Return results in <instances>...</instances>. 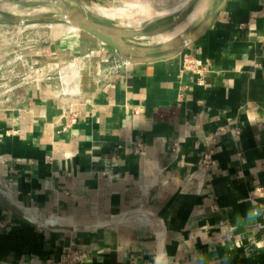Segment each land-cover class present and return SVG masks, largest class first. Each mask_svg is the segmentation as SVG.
Wrapping results in <instances>:
<instances>
[{"label": "crops", "instance_id": "obj_1", "mask_svg": "<svg viewBox=\"0 0 264 264\" xmlns=\"http://www.w3.org/2000/svg\"><path fill=\"white\" fill-rule=\"evenodd\" d=\"M193 8L199 34L177 54L58 91L51 75L79 61L84 78L111 55L83 32L35 50L0 92V264L65 249L82 264H264V0Z\"/></svg>", "mask_w": 264, "mask_h": 264}, {"label": "rangeland", "instance_id": "obj_2", "mask_svg": "<svg viewBox=\"0 0 264 264\" xmlns=\"http://www.w3.org/2000/svg\"><path fill=\"white\" fill-rule=\"evenodd\" d=\"M193 5L194 0H183L176 6L162 5L156 15H145L138 9L128 8L127 0L0 2V56L8 55L6 58H0V92H5L27 80L25 73L28 68L24 62L29 55L35 53V50H41L58 41L83 33L67 23L64 20L65 16L72 19L79 15L114 30L140 31L149 34L148 37L127 39L125 43L136 49L141 56L154 58L170 55L184 47L196 32L200 25L197 19L199 8H193ZM97 9H102L105 13L98 12ZM109 15L116 16L110 18ZM117 15L122 16L116 18ZM36 18H51L54 21H36L34 20ZM107 47L111 51L110 56L113 57L111 58L114 66V59H119L121 55L115 49ZM155 50L160 52L151 54V51ZM78 62L69 68L66 78L51 75L52 79L50 81L46 79V82L52 84L58 91L63 90L68 94L74 91L76 85H80L79 81L82 79L90 84L108 75L104 70L110 67V63H102L98 69L91 70L87 75L84 74V78L82 76L80 78L78 71L81 65Z\"/></svg>", "mask_w": 264, "mask_h": 264}, {"label": "water", "instance_id": "obj_3", "mask_svg": "<svg viewBox=\"0 0 264 264\" xmlns=\"http://www.w3.org/2000/svg\"><path fill=\"white\" fill-rule=\"evenodd\" d=\"M7 1H14V2H26V1H32V0H0V2H7ZM215 15L205 23V25L202 27V29L199 31L200 33L202 30L207 28L212 20L214 19ZM36 21H48L53 22L54 20L51 18H36L34 19ZM28 21V20H27ZM67 23L71 24L73 27L77 28L78 30L89 34L93 38L97 39L101 43H103L106 46H109L113 49H115L121 57L128 61L129 63H149L156 60H160L162 58H166L170 55L177 54L181 51H183V48L175 50L170 55L161 56V57H154V58H145L144 56H141L136 49L132 48L131 46L126 45L125 40L127 39H135L138 37H148L149 34L140 32V31H118L111 28H108L98 22L89 20L88 18H85L83 16H75L71 19V22L66 21ZM9 23H17V22H9ZM22 23H24L22 21ZM199 33L197 32L196 35L190 38V40L195 39V37ZM160 51H151V54L159 53ZM150 54V53H149ZM0 203L4 205L7 208H11L10 205L0 196Z\"/></svg>", "mask_w": 264, "mask_h": 264}, {"label": "built area", "instance_id": "obj_4", "mask_svg": "<svg viewBox=\"0 0 264 264\" xmlns=\"http://www.w3.org/2000/svg\"><path fill=\"white\" fill-rule=\"evenodd\" d=\"M110 56L106 60L103 61L104 64L110 63V67L106 68L104 71L108 72V75L106 77L119 73L126 69V67L131 64L128 61L124 60L122 57H119V59H114L115 65L112 66L113 64V57ZM111 60V61H110ZM198 64V63H197ZM195 67V61H192L190 58L185 60V69L186 70H194ZM52 79L49 77V80ZM221 130L217 132L219 134ZM144 145L143 144H138L135 147V151L139 154H143L144 152ZM212 156L213 152H209L204 156L203 162L200 166V171H205L209 169V167L212 164ZM85 256V251L83 250H74V249H65L61 255V257L55 261V260H46L44 262H41L40 264H82L83 259Z\"/></svg>", "mask_w": 264, "mask_h": 264}, {"label": "bare ground", "instance_id": "obj_5", "mask_svg": "<svg viewBox=\"0 0 264 264\" xmlns=\"http://www.w3.org/2000/svg\"><path fill=\"white\" fill-rule=\"evenodd\" d=\"M98 8V7H97ZM98 10V9H97ZM86 12H88V10L86 11ZM98 12H101V13H105V11L104 10H102V9H99L98 10ZM100 13V14H101ZM116 16V15H115ZM114 15H109V17L111 18V17H115ZM120 16H122V15H117V17L116 18H119ZM129 17V16H128ZM104 19V18H103ZM64 20L65 21H69V22H71V18H69L68 16L66 17H64ZM114 20V19H113ZM74 29H77V28H75L74 27ZM78 30V29H77ZM25 212H26V214H28V215H30L32 218H33V213L31 212V211H27V210H25ZM58 222L57 221H50V222H48V225L49 226H53V225H56ZM158 264H162V256L160 257V260H159V262H158Z\"/></svg>", "mask_w": 264, "mask_h": 264}]
</instances>
